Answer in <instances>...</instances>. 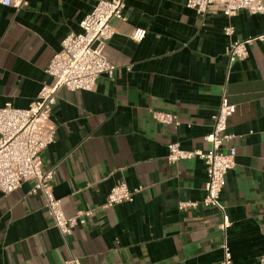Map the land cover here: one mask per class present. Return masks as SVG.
Here are the masks:
<instances>
[{
    "label": "crops",
    "instance_id": "crops-1",
    "mask_svg": "<svg viewBox=\"0 0 264 264\" xmlns=\"http://www.w3.org/2000/svg\"><path fill=\"white\" fill-rule=\"evenodd\" d=\"M187 0H126L125 22L105 54L115 65L93 90L58 92L51 120L56 140L43 152L44 170H55L54 194L67 217H82L63 237L32 193V181L0 192V264H220V212L206 207L203 160L169 163L168 145L207 149L221 95L235 113L236 165L221 199L231 219L233 264H261L264 255V43L229 66L224 28L234 39L264 34V15L240 10L228 17L213 6L204 16ZM97 0H28L0 3V106L28 108L37 98L53 55ZM135 28L147 31L138 42ZM152 111L174 113L177 125L156 121ZM145 187L131 203L103 209L113 186ZM198 202L180 209V203Z\"/></svg>",
    "mask_w": 264,
    "mask_h": 264
},
{
    "label": "built area",
    "instance_id": "built-area-1",
    "mask_svg": "<svg viewBox=\"0 0 264 264\" xmlns=\"http://www.w3.org/2000/svg\"><path fill=\"white\" fill-rule=\"evenodd\" d=\"M4 6L27 4L28 0H0ZM126 0H97L93 9L80 22L79 32L71 31L61 44L46 68L51 77L45 82L37 98L28 108H17L11 103L0 106V192L9 194L21 187L23 182L32 181V193L41 192L45 197V208L63 237L74 231L82 217H89L93 210H81L73 217H67L62 200L54 194L55 170H44L43 152L55 142L57 126L52 122L53 107L58 92L93 90L98 78L107 74L113 78L115 65L105 54L106 43L116 33L113 21L125 22ZM186 6L198 15L204 16L211 7L216 6L224 15L231 17L240 10L264 15V0H187ZM147 31L135 28L131 38L142 41ZM230 38L226 47L229 66L249 57L250 46L255 42L264 43V34L246 39H234L235 27L231 24L224 28ZM236 105L231 103L226 92L221 95L218 111L213 116L211 132L204 137L210 144L207 149H183L179 142L168 145L167 160L176 163L182 160L199 158L204 161L207 171L206 195L202 201L206 207L216 208L221 215L218 224L223 234L221 242L222 260L220 264H233V255L228 240L231 219L226 205L221 199L226 176L236 165L237 149L233 142L236 135L229 131V119L235 113ZM156 121L165 125H177L179 117L170 112L152 111ZM140 185L130 188L125 182L113 186L103 209L112 208L120 203H131L144 191ZM198 202L180 203V209L196 208ZM63 264H83L82 259L72 257ZM264 264V255L261 258Z\"/></svg>",
    "mask_w": 264,
    "mask_h": 264
}]
</instances>
